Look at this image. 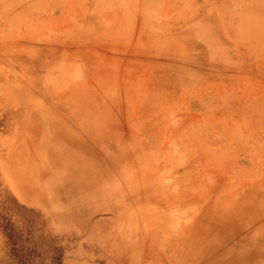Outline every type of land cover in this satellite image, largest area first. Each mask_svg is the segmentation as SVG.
<instances>
[{"label":"rangeland","instance_id":"obj_1","mask_svg":"<svg viewBox=\"0 0 264 264\" xmlns=\"http://www.w3.org/2000/svg\"><path fill=\"white\" fill-rule=\"evenodd\" d=\"M263 216L264 0H0V264H264Z\"/></svg>","mask_w":264,"mask_h":264},{"label":"bare ground","instance_id":"obj_2","mask_svg":"<svg viewBox=\"0 0 264 264\" xmlns=\"http://www.w3.org/2000/svg\"><path fill=\"white\" fill-rule=\"evenodd\" d=\"M185 72H187V74L186 73H178V72H176V73H173L171 76H172V78H171V80H170V82H168V85H171L172 86V88L173 89H175V90H178V89H188V87H190V86H194V85H200L199 83L200 82H202L203 80L202 79H204L205 77H203V76H200V75H198V73L196 72V71H190V72H188V71H185ZM192 72V73H191ZM192 76V78H190V75ZM230 94H232V93H230ZM230 94H227V95H230ZM240 96V95H239ZM238 96V97H239ZM224 97V96H223ZM241 97V96H240ZM228 98V97H227ZM234 98V100H237V102H238V104H241V100H240V98H237V97H233ZM226 101V100H225ZM224 101V102H225ZM228 101V100H227ZM226 104V103H225ZM233 106V105H232ZM170 117V116H169ZM236 127H238V126H236ZM171 127H168L167 129L169 130ZM240 128V127H239ZM240 129H242L241 131L240 130H238L237 131V133H238V135L240 134V136H236V135H233L232 136V138L231 139H229V140H225L224 142H219L220 143V146L221 147H223V146H228L229 145V142H230V140H233L235 143L236 142H244V143H247V144H249L250 143V137L247 135V132H248V130L246 131V128H245V126H243V125H241V128ZM207 132H209V131H207L206 130V133ZM211 133H208L207 134V136H211L210 135ZM245 134V135H244ZM244 135V136H243ZM206 136V137H207ZM207 138H209V137H207ZM210 138H212L211 140H213L214 141V143L216 142V140L211 136ZM237 138H239V139H237ZM201 143V148L202 147H204L205 146V143L204 142H200ZM213 143V142H212ZM226 148H228L229 150L231 149V147H226ZM206 148H204V149H202V151H201V153L205 150ZM186 151H184L183 153L184 154H188L189 155V152L191 151V149H185ZM240 153L241 154H244V155H248L249 153H248V151L246 150V147H244V149H242L241 150V148H240ZM238 155H240V154H238ZM249 183V182H248ZM250 184V183H249ZM252 184V183H251ZM245 187V186H244ZM232 198H234L233 196H232ZM247 206V205H246ZM252 213V212H251ZM257 213V212H256ZM258 213H259V211H258ZM252 215H253V213H252ZM257 216H259V215H257ZM260 217V216H259ZM264 217V216H263ZM261 218V217H260ZM261 222V221H260ZM203 232V231H202ZM203 234V233H202ZM205 235V234H204ZM258 238H260V237H258ZM255 239V238H254ZM253 239V240H254ZM249 252H250V254L251 255H253L254 256V258H256L257 257V255H259L261 252H264V247L262 248V249H257V248H255V247H250L249 248ZM199 256H197V258H198ZM198 260V259H197ZM197 260H195V261H197Z\"/></svg>","mask_w":264,"mask_h":264}]
</instances>
